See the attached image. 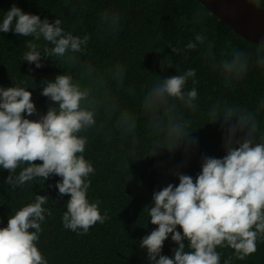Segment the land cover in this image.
Wrapping results in <instances>:
<instances>
[{"label":"clouds","instance_id":"9594fccd","mask_svg":"<svg viewBox=\"0 0 264 264\" xmlns=\"http://www.w3.org/2000/svg\"><path fill=\"white\" fill-rule=\"evenodd\" d=\"M243 2L261 10V0ZM101 21L115 31L120 18L115 13H104ZM61 25L58 17L50 22L15 3L0 22V33L33 38L25 43L23 61L36 69L45 66V59L56 62L52 58L70 67H81L79 79L64 71L38 85L49 102L43 113L29 87L0 86V171L8 172L2 184L13 190L33 181H43L44 185L50 178L59 177L48 187L58 189L60 197L69 196L64 203L63 227L86 235L109 219L106 213L101 214L98 200L88 199L95 167L85 157L88 133L97 126L103 101L97 96L92 65L81 64L77 56L87 48L90 36L74 35ZM41 39L43 45L37 43ZM206 40L198 33L186 49L195 50ZM257 45L254 61L249 51L234 48L214 62L225 87L243 80L253 64L264 67V53L260 52L264 37ZM212 47L209 44L208 50ZM172 51L178 50L172 47ZM112 75L122 85L123 67L116 65ZM86 80L91 83H82ZM189 80L193 85L190 90ZM197 83L195 69L189 68L164 77L144 95L141 108L147 127L158 137L152 143V155L160 148L172 152L181 146L187 155L198 147V139L192 138L189 131L191 120L176 103L195 111ZM207 116L209 123L220 125L224 154L219 158L201 155L200 171L195 177L177 169L172 174L178 183L153 191L152 204L143 211L155 227L139 240L148 264H221V250L231 249L232 255L223 260V264H230L233 257L245 260L257 251L258 243L264 242V124L256 111L226 101L213 104ZM116 127L123 137H131L133 145L138 142L134 115L121 110ZM49 201L48 195L35 194L32 202L11 211L6 226H2L0 217V264H49L38 247L42 224L53 214L51 208L44 207ZM169 237L176 247L171 255H165Z\"/></svg>","mask_w":264,"mask_h":264},{"label":"trees","instance_id":"16d2710c","mask_svg":"<svg viewBox=\"0 0 264 264\" xmlns=\"http://www.w3.org/2000/svg\"><path fill=\"white\" fill-rule=\"evenodd\" d=\"M14 3L41 19L47 17L50 22L60 18L61 27L74 35L90 36L87 48L77 56L81 64L92 65L99 89L97 96L103 103L97 126L88 133L85 152L86 159L95 167L88 199L98 200L101 214L106 213L109 219L102 225L98 223L86 235L66 230L62 215L69 196L60 197L58 189L48 187L59 177L50 178L44 185L43 181H33L13 190L2 184L8 172L0 171L2 226H6L12 210L32 202L35 194L48 195L50 201L44 207L51 208L53 214L42 224L38 247L49 264H148L139 240L155 227L148 223V213L143 211L146 205L151 206L153 191L168 183H178L172 174L177 169L195 177L200 171L201 155L219 158L224 154L220 125L209 123L207 110L217 101H226L256 111L264 124V67L253 64L243 80L229 87H225L213 67L216 60L234 48L249 51L254 61L258 45L236 34L198 0H0V22ZM259 7L264 9V0ZM104 13L119 16L115 31L102 23ZM198 33L207 37L205 44L187 50L186 45ZM32 39L13 32L0 33V86L29 87L38 110L43 113L49 102L40 94L38 85L64 71L79 79L81 67H70L52 58L56 62L45 59V66L36 69L34 64L23 61L25 43ZM37 43L45 42L41 39ZM209 44L213 46L211 50ZM172 47L178 51L173 53ZM260 52L264 53V48ZM116 65L124 69L122 85L112 75ZM189 68L195 69L198 81L197 109H184L176 103L191 120L189 131L192 138L198 139V147L187 155L183 146L172 152L160 148L152 155L151 146L158 137L147 127L141 108L144 95L164 77ZM192 86L189 80L187 89ZM121 110L136 117L135 145L131 137H123L116 127ZM174 247L169 237L163 254L171 255ZM221 251L223 264L234 250ZM230 264H264V242L258 243L257 251L245 260L233 257Z\"/></svg>","mask_w":264,"mask_h":264},{"label":"water","instance_id":"95a60500","mask_svg":"<svg viewBox=\"0 0 264 264\" xmlns=\"http://www.w3.org/2000/svg\"><path fill=\"white\" fill-rule=\"evenodd\" d=\"M242 38L256 43L264 37V9L257 11L243 0H198Z\"/></svg>","mask_w":264,"mask_h":264}]
</instances>
